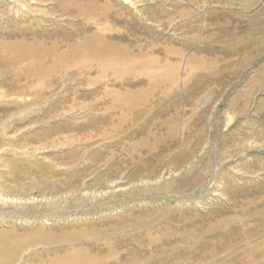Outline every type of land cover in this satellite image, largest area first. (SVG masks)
I'll use <instances>...</instances> for the list:
<instances>
[{
    "label": "rangeland",
    "instance_id": "1",
    "mask_svg": "<svg viewBox=\"0 0 264 264\" xmlns=\"http://www.w3.org/2000/svg\"><path fill=\"white\" fill-rule=\"evenodd\" d=\"M258 211L264 0H0L12 264H264Z\"/></svg>",
    "mask_w": 264,
    "mask_h": 264
},
{
    "label": "bare ground",
    "instance_id": "2",
    "mask_svg": "<svg viewBox=\"0 0 264 264\" xmlns=\"http://www.w3.org/2000/svg\"><path fill=\"white\" fill-rule=\"evenodd\" d=\"M98 40H101L104 42V46L102 49H98L95 47L94 43H96ZM87 46L90 48V51L92 52H95L99 55H103V54H109L110 52V48H112V44L109 43L106 39L102 40L101 36H99L98 34H92V35H88L87 36ZM102 47V46H101ZM113 50V49H112ZM112 53V51L110 52ZM23 52H17L14 54V57H21L23 56ZM105 63V62H104ZM254 207V206H253ZM263 208V207H262ZM256 210V209H255ZM262 212V211H261ZM255 212L257 215H260V214H264L263 212ZM250 217H251V214H250ZM260 227L261 226H264V217L260 218L259 219V224H258ZM244 226V231H247L248 233H251L252 231L256 230V226H252V227H248L246 226L245 224H243ZM240 228V227H239ZM241 230V229H240ZM233 231H236L237 232V228H233ZM240 233V232H239ZM238 234V233H237ZM234 236V235H233ZM224 239H225V236H222L220 237L219 239H216L215 241L213 242H210V241H206V244L202 245V246H199V251L198 253H203V257L205 256L207 258V256H216L217 255V252L219 250H221L222 248L225 249V247H229V246H223L225 245L224 243ZM228 240V239H227ZM230 240V239H229ZM229 242V241H228ZM232 244V243H231ZM231 246V245H230ZM251 247H254V246H251ZM21 248V246L17 247L16 246H7L6 244H3V246H0V264H12L13 262H16V256H12L10 255L11 253H13L15 255V253ZM67 249L70 250V248H64V251H67ZM10 251V252H9ZM12 251V252H11ZM66 253V252H65ZM70 254V255H67V257L71 258V260H69V258H66L62 261H66L67 263H70V264H79L83 261H86V262H90L91 260L89 258H92L93 256H90V255H87V251L85 248H77V249H74L73 251H68L67 254ZM253 253H254V250H248V253L247 255H252L253 256ZM256 254V253H255ZM258 254V252H257ZM262 254V253H261ZM260 254V255H261ZM200 255V254H199ZM247 257V256H246ZM251 258V256H249ZM241 258V257H240ZM256 258V257H255ZM61 259V258H60ZM95 259V258H94ZM246 258H244L245 260ZM248 259V258H247ZM253 259V258H252ZM93 260V259H92ZM176 260V259H175ZM175 264H177V261H175Z\"/></svg>",
    "mask_w": 264,
    "mask_h": 264
}]
</instances>
